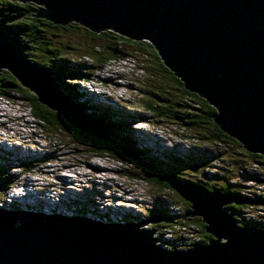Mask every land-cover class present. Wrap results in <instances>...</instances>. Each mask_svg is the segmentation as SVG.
<instances>
[{"label":"water","instance_id":"1","mask_svg":"<svg viewBox=\"0 0 264 264\" xmlns=\"http://www.w3.org/2000/svg\"><path fill=\"white\" fill-rule=\"evenodd\" d=\"M19 1L40 6L39 16L55 24L74 22L150 42L184 88L215 109L213 122L264 156V0ZM9 19L15 18H0V73L10 72L82 143L115 144L108 124L28 58L22 41L11 35ZM120 150L129 162L133 153ZM165 181L188 201L189 215L200 217L211 235L207 242L166 248L146 226L159 222L157 214L147 221L103 223L0 202V264H264V230L244 225L224 207H264L263 202L170 175Z\"/></svg>","mask_w":264,"mask_h":264},{"label":"trees","instance_id":"2","mask_svg":"<svg viewBox=\"0 0 264 264\" xmlns=\"http://www.w3.org/2000/svg\"><path fill=\"white\" fill-rule=\"evenodd\" d=\"M0 8H2L0 9L2 10L0 11V18L15 17V19L8 24L12 29L11 35L14 36L15 33L18 36L19 34L22 39L24 38L28 41L30 40V45H28L30 47L26 52L27 56H29L32 61L39 63L41 66L51 67L52 70L54 69V72L56 69L59 72L58 82L63 86V90L66 91L74 101H77L80 107L84 109H90L93 113H97V116H99L101 120L105 121L109 126L111 125L112 129L114 130L113 132L115 133V144L121 147L123 146L124 142L128 141L129 146L136 153L140 164L146 168H149L154 173L152 174L150 172H146L138 165L137 166L139 169L131 166V164H126L125 168L122 169V172H125V176L128 178L133 177L139 180L141 179L144 181V183H150L154 186L153 188L156 187L159 190L169 189L170 191H173L175 195L179 197L178 199L180 201L176 200L175 204L177 205V208L180 209L179 216H183L184 218L182 220H185V222H193L194 224H198L197 221H193L194 216H189L187 214L190 211V204L188 201H185L183 198H181L177 192H175L167 184L165 177L169 174H174L177 180L180 179L181 181L183 180L185 182H194L193 180L179 177V168L181 171V168L185 167V165H187L185 168L188 170L191 169V167H195L196 165H198L199 169L200 166L202 167L203 165L210 167L209 165L211 161L208 162V160L211 156V153H204V151H197L196 153L187 151L179 154L175 153L174 151L162 150L159 154H157L147 147L136 146V135L131 123L135 119L140 120V118L143 117V114H140V112H130L123 108H115L109 104L92 103L89 99L85 98V92L82 88H80L81 86H79L78 80L88 75V67H100L107 60L118 59V57L125 56V54L129 53H141L143 54L142 56L154 58L152 62H149L151 60L140 62V65L143 66V69H149V67L157 65L158 67H161L162 70H164L167 74H169L170 77H167L164 82H159L156 84L153 83L152 80H149L147 87L144 89L141 88L140 85H136L137 87H135L134 90H143L145 97H141L140 102L144 103L146 109L145 111L150 113V116L154 115L159 118L165 117L169 119L170 123L172 120L176 119L178 121V128L181 129V131L177 133L182 136V138L185 137L193 139L194 142L197 143L195 145H198V142L205 143L204 146L208 147L209 149L211 147L219 151L223 150L224 155L226 154V156L229 157V159L226 160L225 157L222 156V158L226 160L223 161L226 165V170L232 171L233 166H241V171L239 172V178L241 180L244 178L248 180H255L258 178L256 176L258 171L251 173L248 169H250L249 166L251 165V162H257L258 164L260 163L264 166V156L258 153L249 152L238 140L228 136L225 132H223L212 120V115L214 114L215 109L209 105L205 99L195 93L189 92L184 88L181 80L174 76L170 70L164 67V64L158 56L155 48L148 41L133 40L110 30H104L101 31V33L94 32L74 22H69L67 24H55L46 18L39 16L40 11L38 5L30 2H21L19 0H0ZM12 9L16 10V13L10 14V10ZM6 10L8 11V16H6ZM70 31H72V33H79V37L75 41L71 40L70 44H67L65 34ZM19 36L18 39L23 43V40ZM84 42L90 43L91 45L83 46L81 43ZM22 43H20V45L26 48V45ZM73 54H75V56H73ZM82 55L87 56L92 60L89 62L90 64H86L85 61L79 63L81 58L79 60H77V58L81 57ZM147 62H149V64H147ZM70 79L72 81H70ZM151 82L153 83V87H150ZM12 90L21 92L25 98L33 101L31 106L33 107L35 116L47 123L50 127H54L59 133L60 137L65 139L62 135V129L64 130L63 123L61 124V121L58 116L56 117L55 112L49 111L45 107L41 106V104L37 102L35 94H33L27 88H24L20 81H18L10 72L3 70L0 73V97L10 99L8 93ZM161 90L164 92V94L162 96L156 95V97L161 100L162 104L156 103L155 99L148 98L151 93L150 91L160 92ZM181 93L184 98L178 99L177 97H179ZM59 128L61 130H59ZM188 131H193V133ZM68 140L77 141L78 139L73 137L69 138ZM182 140L188 141L187 139ZM119 147L110 146L108 142L106 145L97 144L98 151H105L112 157L121 158L125 155ZM219 151L217 152L218 155ZM165 152L174 154L172 157L176 158V160L172 161L173 163L170 164L164 162L168 160H161L168 159ZM179 164H181L182 167H179ZM130 166L133 168H129ZM4 168V166H0V180L4 184V187H6L11 184L14 175L11 173V175H9V172H7L6 168ZM129 169L135 172V176L131 174ZM199 169L196 170V173L192 175L195 180L203 182L204 177H196L198 174L207 173H203L199 171ZM143 174L146 177L143 176ZM230 175L237 177L234 173H230L227 176L229 177ZM205 177H207V180L211 183L213 182L210 185H207L208 183L204 182L206 183L205 185L212 188L217 187L221 190H226V192L231 191L237 195V191L239 190L237 189L238 187L242 186L241 189L246 187L240 183L230 184L228 180L225 184L226 178L218 174L214 176L211 174V176ZM215 179L220 180L217 182L218 180ZM238 196L246 199L259 200L260 202L264 203V197H258L254 195V198H250L247 195ZM154 199H158L157 196ZM180 202H185L187 207L186 205L183 206L186 207L184 209L182 206H180ZM242 205L243 204L239 203L226 205L225 208L229 209L228 212L232 213L235 218L239 216L238 220L248 223V221H246L242 216V208H245V206ZM161 207L162 204L155 203L152 208H149L146 211L143 210V213L151 216L155 212L160 211ZM140 217L141 216H139L138 219H140ZM195 218L199 219L197 217ZM162 222L164 221H161L160 225L155 224L154 226L157 225V228L162 227ZM165 224L166 227L172 229V224L174 223ZM199 225L203 228L205 233V226L201 222ZM194 227L196 226L194 225ZM202 237L206 240L210 238L208 234H203ZM183 246L185 245L183 244Z\"/></svg>","mask_w":264,"mask_h":264},{"label":"rangeland","instance_id":"3","mask_svg":"<svg viewBox=\"0 0 264 264\" xmlns=\"http://www.w3.org/2000/svg\"><path fill=\"white\" fill-rule=\"evenodd\" d=\"M13 20L14 19L7 20L8 21L6 22L7 25ZM18 36L14 33V37H16V39H18ZM65 36H66L65 39L67 41V44H70L71 40L75 41L79 37V33H72V31H70V32H67ZM19 37L22 39L21 36ZM22 40H23L22 44L26 45V50L24 51V53L26 54V52L29 50V47H30L28 46L30 45V40L28 41L24 38ZM81 44L83 46L91 45L90 43H87V42H84ZM142 55L143 54L141 53H135V54L129 53V54H125V56L118 57V60L123 61L127 64H132V62H145L149 60H151L149 62H152V60L154 59V58H150L149 56H142ZM73 56H75V54H73ZM28 58L30 59L29 56ZM90 60L91 59L85 60L86 64H90L89 63ZM33 62L37 63L35 61ZM149 62H147V64H149ZM115 66H117L120 69H123L126 72L127 66L122 67L118 64H115ZM164 67H166L169 70V68L166 65H164ZM45 68L47 70L45 71L50 73V75L55 80V82L58 84V86L61 88V90L65 92V94L67 95V92L64 91L62 88L63 86L58 82L59 72L56 69L54 72L53 71L54 69L52 70V68L48 66H45ZM106 75H112V74L108 73ZM167 77H170V75L167 74L164 70H162L161 67L154 65V66L149 67V69L146 68L142 73H140L139 78H137L136 76L124 77L122 76L121 73H119V76H107L106 78L112 81L107 82L105 86H109L110 94L115 95V96H117L119 92H121V90L128 92L129 94H132L134 96L136 95L135 102L137 104V107L140 110V114H144L147 117V116H150V113L145 111L146 110L145 105L144 103L140 102V98H139V97H145L143 90L142 89L134 90V87H132L131 85H140V87L144 89L147 87V83L149 82V80H152L153 83L156 84L159 82H164ZM70 81L72 80L70 79ZM78 81H82L83 84H80V85L85 86V83L88 82V77L87 76L82 77ZM153 83L151 82L150 87H153L152 86ZM82 87L83 86H81V88ZM84 89L85 88L83 87V90ZM100 90H103V89H100ZM150 92L151 93L148 98L155 99L156 103L162 104L161 100L158 99L156 95L162 96L164 92L162 90L160 92L159 91H156V92L150 91ZM8 94L11 99L10 100L11 104L4 105L3 103L0 102V140L3 139L4 141L8 143L18 142L20 143L19 145L22 147H30V148L35 147L36 149L35 152L36 154H38V156L32 159L17 150H14V152H6L4 151L5 149H0V159H1L0 166L7 165L3 161V156H1L2 154L8 155V156H14L15 161L22 164V166H17L15 170H17L16 178H20L22 176L21 177V188H22L23 193L25 191H28V193L30 192V195H28L27 200H28V203L30 202L31 207L28 204L27 206H29L30 208L41 210L44 208V205H49V203H44L43 199L48 198L50 196L49 198L51 199H49V201H51L50 204H51L52 212H53L54 203H55L59 206L58 209L56 210L58 214L67 215L62 212V211H65L68 213L71 212L72 215H82V217H86L90 220L101 218L102 221L108 222L107 220H105L106 217H108V219L110 220L111 219L114 220L117 218H120L118 220H121L122 217L124 218L125 212H136L137 213L136 216H138L140 212L143 213V210L146 211L149 208H152L155 203L159 202V200H167L169 201V203L171 204L173 203V205H169V209L171 213H175V212L177 213V210H176L177 205L174 203L176 202V200L177 201H180V200L178 199L179 197H177L173 191H170L169 189L159 190L156 187L153 188L154 186L152 184L150 183L146 184L141 179L139 180L133 177L128 178L125 176V172H122V169L125 168L126 164L127 165L131 164V166L135 168L139 169V167H142L144 171L154 174L152 170L140 164V161L137 158L135 152H132L133 157H131V159L128 158V161L130 160L129 162L122 160L121 159L122 157L121 158L112 157L109 154H107L105 151H101V152L98 151L97 144H94V145L84 144L82 143V140L80 138H78L77 141L68 140L69 138H73L76 136L74 134L72 135L68 134L67 132L69 131V128L66 127L65 125H64V130L62 129V132H63L62 135L65 139H62L54 127H50L47 123L43 122L37 116L35 118L33 107L31 106V103H33V101H30L27 98H25L22 95V93L19 91L16 92L15 90H12ZM125 98L126 97H122V99H125ZM177 98L182 99L184 97L181 93L179 97ZM135 120H138V119H135ZM150 121L157 123V124L159 123V125L157 126V128H159L157 132H159L160 134L157 133L156 137L160 138L162 141H165L167 143V147H170V145L173 146V145H178V144H182L185 142L184 140L174 137V134H178L177 132L181 131V129L178 128V121L176 119L172 120L170 123L169 119L165 117L159 118L157 116L151 115ZM36 124L40 125V127L37 128ZM5 127L7 128L8 131H4ZM134 127H138V123H136ZM142 129L143 130L137 134L142 135L144 137H150V133L147 132L146 125H143ZM166 129L167 130L169 129L168 133ZM59 130L61 129L59 128ZM193 131H188V132L193 133ZM111 134L115 136L114 132H112ZM180 137L182 138V136ZM48 139H50L51 141H48ZM182 139L188 140L186 143H184L185 144V146H183L184 148L186 147V145L196 144L193 139L185 138V137H183ZM147 143L148 142L144 143V145H147ZM110 144L112 146L119 147L114 143H110ZM198 144H199V148L203 149V151H206L209 149L208 147L204 146L205 143L198 142ZM123 146L127 149V151L131 149V148H128L129 147L128 141L124 142ZM136 146L144 147L143 145H136ZM119 148H122V147H119ZM42 150H43V153L46 154V157H41L40 153ZM215 150H216L215 148L210 147V151L212 155L214 154V152L219 151V150L217 151ZM220 151H219V155H216V156H218L223 161H226L227 159H229V157L226 156V154L224 155L223 150H220ZM165 153L168 159H161V160H168V161H164V162L170 164V163H173L172 161L176 160V158L172 157V155L174 154L169 153V152H165ZM222 156H224L226 160L223 159ZM208 162H210V167L203 165L202 167L200 166V169L198 165H196L195 166L196 168L192 167L191 169L188 170L185 168L187 165H185V167L181 168V171L179 168L178 175L179 177L186 179V177L189 176L188 171H191L192 174H195L196 173L195 171L198 169L199 171L203 173L210 172L213 174L214 172H217V170L222 166V163H217V157L213 158V160L210 159ZM55 163L59 165L57 169L53 168V165ZM50 164L52 168H50ZM93 164H96V166L99 167L96 169V171H94L93 167L91 166ZM131 166L129 168H133ZM178 166L182 167L181 164H179ZM249 167L251 170L249 169L248 170L251 173L258 171L256 176L264 175V166L262 164L260 163L258 164L257 162H253V163L251 162V165ZM30 168H34L33 175L31 172H29L31 171ZM70 169L74 170V172L70 171ZM48 170H52L54 173H51ZM129 170L131 171V174L135 176V172H133V170L131 169ZM83 173L84 175H81ZM8 174L11 175L10 173ZM59 175H61L64 179H67L65 183L66 185L64 184L66 188H71L72 190H77V191L93 190L94 192L92 191L87 192L88 194L87 201L86 203H84V199H85L84 191L70 193L68 194V196H60L52 192L51 190L46 191V188L42 187L44 185L59 184L57 182ZM169 175L170 177L173 176L174 178H176L174 174H169ZM143 176L145 175L143 174ZM205 176H211V174L210 175L198 174L196 178L205 177ZM71 178L73 180H70ZM47 179H49V181L45 182V180ZM227 180L228 182H230V184L240 183V184L250 185V186L244 187L243 189H241L242 186L238 187L237 188L239 189L237 191L238 195H242V196L247 195L248 197H254V196L264 197V183H257V184L252 185L250 183V182H253L252 180L247 181L248 179L244 178L241 182V179L239 177L236 178L231 175L228 177ZM34 181H35V186H34ZM217 182H219V180ZM198 183L204 187L205 186L209 187L207 185H210L209 183L211 182L206 181V183H208L207 185H205V183H202V182H198ZM96 187H97V190H96ZM14 188L16 189V186H14ZM101 191L102 193L104 191L105 194H108L110 196H105L104 193L103 195ZM156 196L158 199H154ZM33 202H38V203L36 204ZM185 205H186L185 202H180V206L183 207ZM186 207H183V208L185 209ZM47 211L49 212V210ZM242 211H243L242 216L247 215L248 222H251V219H250L251 217L264 222V207L248 206L246 208H242ZM163 214L168 217V214L166 213H163ZM145 215L146 214L144 213L140 214L141 217L139 220L141 219L146 220L147 218H149L148 215L146 216ZM193 221H197L198 224L196 223L194 224L193 222L184 221V224H185L184 227L182 226V227L175 228V229H169L166 227L163 228V226L157 228L158 227L157 225L156 226L150 225L149 227L153 229L155 228L156 232H161L163 234L161 238L165 234V237H171V238L173 237V241L175 242L179 241L180 243H184L185 241L189 239H192V241H195V240L198 241L200 238L204 239L202 235L207 234V233H204L203 228L199 225L201 221L199 219H196L195 217L193 218ZM194 225L196 227H194ZM197 230H200V232L197 233ZM152 236L155 237L158 235L154 232Z\"/></svg>","mask_w":264,"mask_h":264},{"label":"clouds","instance_id":"4","mask_svg":"<svg viewBox=\"0 0 264 264\" xmlns=\"http://www.w3.org/2000/svg\"><path fill=\"white\" fill-rule=\"evenodd\" d=\"M150 43V42H149ZM151 44V43H150ZM152 45V44H151ZM153 46V45H152ZM83 56V57H82ZM81 57H78L77 60H80L79 63L81 62H84L85 60H88L90 59L89 57L87 56H84L82 55ZM92 60H90L89 62H91ZM86 63V62H85ZM78 64V63H76ZM115 64H118L122 67H126V72L123 70V69H120L118 68L117 66H115ZM141 63L140 62H132V64H127L123 61H120L118 59H112V60H107L106 62L103 63V65H101L100 67H88L89 71H88V82L85 83V86L84 85H80V84H83L82 81H78L79 83V86H83L85 88V95L84 97L89 99L92 103H100V104H109L115 108H123L127 111H130V112H140L139 108L137 107V104L135 102V97L136 95H132V94H129L128 92H125V91H122L119 92V94L117 96L115 95H112L110 94V91H109V86H105L107 84V82L109 81H112V80H109L107 79L106 77L107 76H119V73L122 74V76L124 77H133V76H136L137 78H139L140 76V73H142L145 69H143V66L140 65ZM87 71V70H86ZM119 72V73H118ZM112 74V75H106V74ZM132 87H137L136 85H131ZM82 87V89H83ZM90 87V88H89ZM81 88V87H80ZM100 89H103V90H100ZM84 91V90H83ZM89 95H92L91 97ZM101 96L105 97L108 102L106 103H103L102 100H101ZM110 96V97H109ZM122 97H126L125 99H122ZM141 98V97H139ZM137 99V98H136ZM10 100L11 99H6V98H2L0 97V102L3 103L4 105H10ZM134 102V103H133ZM141 104V103H140ZM134 105V106H133ZM137 108H136V107ZM89 111H91L89 109ZM92 112V111H91ZM93 113V112H92ZM95 115H98L97 113H94ZM99 117V116H98ZM36 118V116H35ZM100 118V117H99ZM103 121V120H102ZM105 122V121H103ZM106 123V122H105ZM107 124V123H106ZM136 124L134 121L131 123V126H133L132 128L134 129V132H135V135H136V145H143V143H146L147 141H152V142H156V141H161L160 145H159V149L160 151H170L172 150V146L170 145V147H167V143L165 141H162L160 138L156 137V134L159 133L157 132L159 128H157L158 124L155 125L154 122L150 121V116H145L143 114V117L140 118V121L138 123V127H134V125ZM152 124V125H151ZM37 125V128L40 127V125L36 124ZM143 125H146L147 127V132L150 133V137H144L142 135H139L137 133H139L140 131H142L143 129ZM154 125V126H153ZM109 126V125H108ZM169 128V126H168ZM167 130V129H166ZM4 131H8L7 128L5 127ZM114 130L112 129V126L110 125L109 126V134L111 135V137L113 138L114 140V136L111 134ZM111 132V133H110ZM169 132V129L167 130V133ZM160 134V133H159ZM138 137V138H137ZM167 137V136H166ZM174 137H177L179 138L180 136L178 134H174ZM169 138V137H168ZM181 139V138H180ZM182 140V139H181ZM0 142L3 143V146H0V149H5L4 151H7L9 150V148H12V147H16V146H19L20 143L18 142H13V143H8L6 141H4L3 139L0 140ZM187 141H185L184 143H186ZM182 143V144H178V147H180V151H182V153L184 152H187V151H191L192 150V145L193 144H189V145H186V147L184 148L183 146H185V144ZM124 144V143H123ZM197 144V143H196ZM144 146V145H143ZM122 147V146H121ZM125 148V147H124ZM128 148H131L130 146ZM131 152H134L132 149H129ZM72 151V150H71ZM197 151H201L203 152V149L199 148V144L196 145L195 147V150L193 151L194 153H196ZM217 151V149L215 150ZM73 152V151H72ZM207 152H210V149L204 151V153H207ZM74 153V152H73ZM75 154V153H74ZM3 155V154H2ZM76 155V154H75ZM218 155L217 152H214V154L212 155L211 153V156L209 158V160L217 157V163H222V166L217 170V172H214L213 174L208 172L207 174H212L213 176L214 175H221L222 177H225V184L227 183V179H228V174L230 173H234L237 177H240V171H241V166H233L232 167V171L230 170H226V165L225 163L223 162V160H221L220 158H218ZM46 157V155H45ZM208 160V161H209ZM52 162V161H51ZM53 165V164H52ZM4 167L6 168L7 172L11 173L14 175L13 177V180L11 182V184H14L18 181V178L17 177V174H15L12 170H11V167L10 166H7V165H4ZM50 168H52L51 164H50ZM189 173V176L186 178V179H190V180H193L194 182L193 183H198V182H202V181H198V180H195V178L193 177L191 171H188ZM34 174V172L32 173V175ZM50 179V177H49ZM49 179L45 180V182L49 181ZM180 180V179H179ZM215 180H220V179H215ZM208 181L207 180V177H204L203 179V182H206ZM0 182L2 183V181L0 180ZM242 182V180H241ZM34 184H35V181H34ZM199 184V183H198ZM206 184V183H205ZM211 184V183H209ZM3 187L2 189L0 190V199L1 201L0 202H4V203H9V204H13L14 202H12V200L10 201V195L8 194V192L6 191V189L4 188V184L2 183ZM202 186V185H201ZM43 188L45 187L46 190H51L52 192L58 194V195H62V196H68L66 194V191H69L70 188H66L65 186L63 185H60V184H57V185H44L42 186ZM204 187V186H203ZM241 187V186H240ZM206 189L208 190H218V191H224V190H221L217 187L215 188H212V187H206ZM96 190H97V187H96ZM81 191H84L85 192V200H84V203H86L87 201V192H94L93 190H80V191H77V192H81ZM102 193V191H101ZM104 193V191H103ZM102 193V194H103ZM105 194V193H104ZM103 194V195H104ZM105 196H110L108 194H105ZM158 204H162V207H161V210L158 211V212H155L153 215L157 214V215H161V216H164L167 218L166 221L162 222V226L163 228L166 227V224L165 223H174L172 224L173 228L172 229H175V228H179V227H184V221L185 220H182L184 217L183 216H179V213H180V209H176L177 210V213H171L170 209H169V205H173V203H169V201L167 200H159V202H157ZM175 204V203H174ZM14 205H19V206H22V202H16ZM23 206H26V203L23 205ZM227 212L229 209H227ZM141 211V210H140ZM163 213H166L168 214V217L166 215H164ZM230 213V212H229ZM136 212H134L133 214V217L131 220L133 221H138V217L140 216V214H143L140 212V214L138 216H136ZM189 215V213H187ZM232 214V213H231ZM151 215V216H153ZM143 216V215H142ZM190 216V215H189ZM233 216V215H232ZM172 217V218H171ZM234 217V216H233ZM235 218V217H234ZM248 218V217H247ZM246 218V219H247ZM250 218V217H249ZM235 219H239V216L236 217ZM251 219V222H248V223H244V225H248V226H255L259 229H263L264 230V223H260L259 220L255 219V218H250ZM181 221L183 223H181ZM201 221V219H200ZM202 222V221H201ZM203 223V222H202ZM152 223L150 224H146L147 228H150L149 226L151 225ZM157 225H160V222H157L156 223ZM261 224V225H260ZM204 225V223H203ZM205 226V225H204ZM168 228V227H166ZM200 230H197V233H199ZM206 233V231H205ZM208 234V233H207ZM209 235V234H208ZM211 237V235H209ZM157 238V240L163 244L166 248H177V249H182V248H178V247H175V245L178 243L180 244V242H171V240H173V237H165V234L162 238H160L159 236H155ZM200 237V236H199ZM210 239V238H209ZM201 241V242H200ZM208 240H203V239H199L198 241H192V239H189L187 244H188V247L187 248H184V249H188V248H191L193 247L194 245L196 244H199V243H203V242H207ZM174 244V245H173Z\"/></svg>","mask_w":264,"mask_h":264},{"label":"bare ground","instance_id":"5","mask_svg":"<svg viewBox=\"0 0 264 264\" xmlns=\"http://www.w3.org/2000/svg\"><path fill=\"white\" fill-rule=\"evenodd\" d=\"M65 93V92H64ZM67 96L69 97V98H71V96L70 95H68L67 94ZM72 99V98H71ZM73 100V99H72ZM134 122L135 123H139V120H134ZM3 123V122H2ZM34 131H35V129H34ZM23 133H25V132H23ZM0 146H3V144L0 142ZM2 158V157H1ZM213 160V159H212ZM92 167H93V169H94V171H96V169L97 168H99L98 166H96V164H93V165H91ZM210 166V165H209ZM59 167V165L57 164V163H55L54 165H53V168L54 169H57ZM63 168V167H62ZM250 170V169H249ZM49 172H51V173H54L52 170H48ZM70 171H72V172H74V170H72V169H70ZM66 174V173H65ZM81 175H84V173L83 174H81ZM81 175H79V176H81ZM66 176V175H65ZM70 176V175H69ZM71 176H72V174H71ZM67 177V176H66ZM78 177V176H77ZM83 177V176H82ZM234 177V176H233ZM258 178L257 179H255V180H252V179H250V180H252L253 182H250L252 185L253 184H257V183H264V175H261V176H257ZM237 178V177H236ZM70 180H73L72 178L70 179ZM61 181V182H60ZM66 181H67V179H64L61 175H59L58 176V183L60 184V185H63L64 186V184L66 183ZM101 181V180H100ZM247 181H249V180H247ZM70 183H72V182H70ZM66 185V184H65ZM244 186H250V185H247V184H243ZM260 186V185H259ZM25 192H27V194L28 195H30V192L28 193V191H25ZM24 192V193H25ZM50 197V196H49ZM45 198V199H43V202L44 203H49V205H44V208L43 209H41V210H44V211H47V210H49V212H52L51 211V201H49V199H51V198ZM250 198H254V197H250ZM41 201V200H40ZM101 202V201H100ZM33 203H38V202H33ZM28 205H30V202L28 203ZM26 207V206H25ZM27 207H29V206H27ZM30 207H31V205H30ZM29 207V208H30ZM58 205L57 204H55L54 203V208H53V213H57V209H58ZM224 207H226V205H224ZM245 208H246V206H245ZM64 214H67L68 216H73V217H78V218H83V219H86V217H82V215H72L71 214V212L70 213H68V212H65V211H62ZM115 212V211H114ZM122 212V211H121ZM116 214V213H115ZM194 217H197V218H199L200 219V217L199 216H194ZM149 218H151V216H149ZM149 218H147L146 220L144 219V221H147V220H150ZM243 218L247 221V215L246 216H243ZM88 219V218H87ZM118 219H120V218H117V219H114V220H118ZM88 220H90V219H88ZM96 220H98V221H100V222H103V223H107L106 221H102V219L101 218H97ZM105 220H107V221H112V219L110 220V219H108V217H106V219ZM167 220V218L166 217H164V216H159V222L160 221H166ZM94 221V220H93ZM260 221V223H264L263 221H261V220H259ZM156 223H152L151 225H155ZM264 225V224H263ZM150 229H152L153 230V233L155 232L160 238H161V236L163 235L161 232H156V230H155V228L153 229V228H150ZM156 238V237H155ZM219 240L220 241H224V238H219ZM171 242H175V241H173V240H171ZM182 242H183V240H182ZM187 242H188V240L187 241H185L184 243H180V244H176L175 245V247H178V248H182V249H184V248H187L188 247V245H187ZM176 243V242H175ZM183 244L185 245V246H183Z\"/></svg>","mask_w":264,"mask_h":264}]
</instances>
